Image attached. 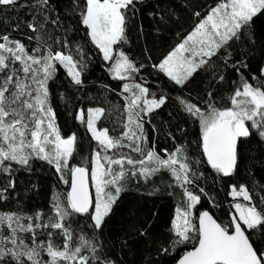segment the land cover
I'll return each instance as SVG.
<instances>
[{"label": "snow or ice", "instance_id": "obj_1", "mask_svg": "<svg viewBox=\"0 0 264 264\" xmlns=\"http://www.w3.org/2000/svg\"><path fill=\"white\" fill-rule=\"evenodd\" d=\"M144 4L145 0H68L66 23H61L60 10L50 0H0L4 12L29 10L32 19L26 28L34 35L24 34L36 42L29 49L7 31L0 33V176L5 178L0 199L7 200L9 190L15 191L17 173L31 175L40 162L54 169L58 181L68 186L64 192L54 193L47 219L39 212L0 216V264H123L105 251L101 233L121 194L128 190L129 180L142 177L147 181L162 170L174 182L169 187L180 188L182 194L167 228V241L153 238L150 224L133 229L155 243L157 259L178 253L174 264H264V195L257 200L246 183L234 178L238 159L243 163L250 158L245 151L253 150V142H264V66L258 76H251L255 83L241 71L248 68L247 58L257 43L255 18L264 16V0H212L191 8L185 0L193 23L184 34L177 33V41L150 65L172 85L168 91L164 90L167 84L158 85L159 94L140 75L148 65L125 49L130 43L131 21ZM167 17H160L164 24L172 17L179 19L175 11ZM49 24L64 28L63 40L53 39ZM80 25L86 39L73 49L67 34L79 32ZM89 43L98 50L96 56L109 76L122 82L119 94L126 119L119 130L110 129L101 124L107 118L105 107L80 108L75 119L95 141L90 154L84 156L82 149L78 152L77 135H62L56 122L50 82L56 83L58 70L63 68L68 89L80 99L93 63ZM229 68L237 73L239 82H232L227 96L217 95V85L226 82ZM102 87L113 91L107 84ZM173 89L179 93L171 98L177 111H168L171 120L157 125L158 110L168 105V93ZM57 94L72 106L67 91ZM172 121H177L182 137L184 125L198 127L196 138L190 141L195 145L193 153L184 143H174V151L163 149L165 156L156 150L146 125H151V133H159ZM254 136L259 139L254 141ZM166 137L175 141L170 131ZM75 154L80 155L78 164ZM258 158L264 162V155ZM205 164L216 174L214 179L232 178L227 181L231 190L226 195L232 197L234 213L216 216L222 202L214 197H209L210 208L197 207L201 194L208 196L196 185L207 179L201 171ZM57 234L61 244L55 242ZM134 238H122L121 248H128V239ZM145 264H152L150 255Z\"/></svg>", "mask_w": 264, "mask_h": 264}, {"label": "trees", "instance_id": "obj_2", "mask_svg": "<svg viewBox=\"0 0 264 264\" xmlns=\"http://www.w3.org/2000/svg\"><path fill=\"white\" fill-rule=\"evenodd\" d=\"M23 2V0H21ZM54 9L60 10L61 23L64 21L66 14V6L68 0H50ZM185 0H145V4L140 6V11L131 21L129 28L130 43L125 45V49L137 60L145 62L148 66L142 69L141 76L146 79L153 91L159 94L158 85L167 84L168 89L172 88L170 82L162 74L158 77L151 69L150 65L153 61L158 60L170 47L177 41V33L184 34L194 21L189 8L197 5H207L212 3V0H187L189 8L184 7ZM203 10V9H201ZM175 11L179 19L172 17L168 24H164L160 17L167 13ZM149 13H155L150 15ZM56 12H53L55 17ZM32 16L27 9L8 10L4 12L0 10V33L7 31L12 38H17L25 43L29 49L35 46V41H29L24 33L32 34L26 28V23L30 22ZM20 24L17 28L16 25ZM48 32L53 36V39L59 38L63 40L65 31L63 27H57L49 24ZM142 29V31H141ZM34 35V34H32ZM68 38L74 49L76 43H83L85 38L83 26L80 25L79 32L69 31ZM47 39V36H45ZM255 38L256 46L252 54L247 58L248 68L242 69L246 78L250 82L252 75H259V69L264 66V16L255 18ZM52 43V41H49ZM59 47V45H54ZM90 54L93 57V63L89 65L86 73V88L81 91L80 99H76V93L68 89L69 78L63 68L58 70V80L56 83H51L52 104L56 112V122L61 129L62 135L67 136L72 133L77 135L78 152L82 149V155L90 154V148L95 146V141L91 140L90 134L86 127L75 119V114L80 108L85 110L88 107L103 106L106 108V119H102L101 124L110 129L116 127L119 130L121 122L126 119L123 105L124 99L119 93L121 91L122 82L114 81L105 69L101 66L102 61L96 56L98 50L94 49L89 43ZM145 49L148 51L145 52ZM239 51V46H237ZM151 56V60L147 57ZM239 59V55L236 57ZM139 80V78H138ZM239 82L237 73L229 68L226 74V82L222 85H217V95L227 96L233 88V81ZM206 83V81H205ZM107 84L113 91H108L102 87ZM200 87H204L203 84ZM59 92L67 91L71 97V107L59 98ZM168 105L158 110L161 112V117H158L154 122L159 125L161 121H169L168 111H177L174 106L172 97L179 93L173 89L169 93ZM225 103L227 101L225 100ZM108 113H111L108 115ZM177 121H172L170 126H165L164 130L159 133H151V125H146L150 132V136L155 140L156 150L161 156H165L163 149L174 151V143L187 144L189 153L195 151V145L190 141L196 138L198 127L193 128L191 124L184 125L185 134L182 137L179 130L176 128ZM172 132L175 136V141L172 138L166 137L167 132ZM258 136H254L253 140H258ZM252 151H245V155L250 157L243 163L238 159V174L234 177L240 182L246 183L250 193L258 200L261 195H264V162L258 157L264 155V142L252 144ZM199 155V153H196ZM75 163L80 162V155L75 154ZM166 158V157H165ZM42 166V167H41ZM195 167V165H194ZM201 171L207 178L196 181V185L203 187L208 193V196L202 195L201 204L197 207L210 208L208 203L209 197H214L217 202H222V208L216 211V216H222L224 212L231 211L230 203L232 199L226 193L230 192L231 187L227 181L232 178L214 179L216 174L205 164L201 166ZM5 178L0 176V184L4 183ZM174 183L170 174L166 170H162L154 176H151L147 181L142 177L131 178L128 183V190L121 194L118 201V206L114 208V213L107 219V224L101 233V237L105 244V251L117 260L123 261V264H145V259L149 255L152 258V264H174V258L178 253H173L170 256H161L156 258V245L150 244L144 237H139L133 229L141 227H151L149 231L152 237L156 240L167 241V228L170 226V220L175 214L176 206L181 202V189L178 187H169V184ZM35 185V187H33ZM66 185L58 181V174H55L54 169L40 162L38 170L31 175L26 172H19L16 176L15 191L9 190L11 195L7 200L0 199V215L19 214L22 216H32L35 213H42L47 219L51 214V202L54 193L64 192L67 190ZM154 189H159L155 195H149ZM198 193V187L194 189ZM172 192L173 195H168ZM83 222V218H80ZM85 233L90 235L91 230L85 229ZM128 239V248H121V239ZM45 239V236H40ZM57 244L62 243V237L57 234L54 237Z\"/></svg>", "mask_w": 264, "mask_h": 264}, {"label": "rangeland", "instance_id": "obj_3", "mask_svg": "<svg viewBox=\"0 0 264 264\" xmlns=\"http://www.w3.org/2000/svg\"><path fill=\"white\" fill-rule=\"evenodd\" d=\"M89 134H90V133H89ZM90 136H91V135H90ZM230 190H231V189H230ZM229 196H230V195H229ZM230 198L232 199V197H231V196H230ZM241 202H243V201H242V198H241ZM233 211H235V210L233 209ZM0 216H2V215H0Z\"/></svg>", "mask_w": 264, "mask_h": 264}]
</instances>
